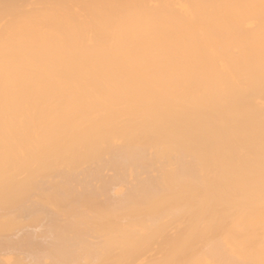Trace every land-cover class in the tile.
<instances>
[{
  "label": "bare ground",
  "instance_id": "obj_1",
  "mask_svg": "<svg viewBox=\"0 0 264 264\" xmlns=\"http://www.w3.org/2000/svg\"><path fill=\"white\" fill-rule=\"evenodd\" d=\"M43 1L0 13V264H264V0H189L179 33L126 2L119 34L80 0L62 40Z\"/></svg>",
  "mask_w": 264,
  "mask_h": 264
},
{
  "label": "rangeland",
  "instance_id": "obj_2",
  "mask_svg": "<svg viewBox=\"0 0 264 264\" xmlns=\"http://www.w3.org/2000/svg\"><path fill=\"white\" fill-rule=\"evenodd\" d=\"M5 1H6V0H5ZM5 1H4V2H5ZM7 1H8V3H10V4H8L7 2H6L7 4L3 2L4 4H6L5 6H6L7 8H5V6H3V8L0 7V8H1L0 13H1L3 10H5V9L8 10V9L10 8L11 3H13V4H12V5H13V8L15 7L13 10L21 14V12H19V11H21V10H23V9L20 8L21 10L18 11V10H17L18 8L16 9V7H20V5H22V4L25 5L24 2H26V1H27L28 3L30 2V4H31V3L33 4L34 1L36 2V0H25V1H24V0H18V1H17V0H16V1H15V0H14V1H13V0H7ZM19 1H20V3H19ZM21 1H23V3H22ZM50 1H53V0H50ZM61 1H62V0H61ZM61 1H60V0H58V1H53L54 4L57 3L56 6H58V5L60 4V5H59L60 7L58 6L57 9H56L54 6L52 7V6L49 5V7H51V10H52V8H53V9L55 8V9H54L55 12H57L56 10H58V9L62 12V13H60V11L57 12V15H58V14L61 15L60 18L57 17L58 19H61V18H63V16H65V18L62 19L61 21L64 23V24H63L64 27H63V26H62V27H63V29L65 28L64 31H65V34H66V32H71V28H70V25H71V24L69 25V23H68L70 20H69V21L65 20V19H68V18H66V15L68 14L67 16H72L73 12H75V13H74L75 15L78 14V15H80V16H81V15L83 16V14H84V13H83V10L79 9L80 6H78V4H81L82 1H83V2H85V1H84V0H81L80 3H79L80 0H76V1L74 0V2H72L73 0H71V1H70V0H64L63 2H61ZM77 1H78V2H77ZM99 1H100V3H98ZM99 1L96 0V2H95L94 0H89V1L87 0V1H86V2H87L86 4H84L83 2H82V4H81V5L83 6L84 10L86 11L85 15L91 13V10H92V9H95V8H96V10H94V11H96V13H98V15H97L96 13H94V11H92L94 15L96 14V16H95L94 18L97 17V18L95 19L96 22L94 21L95 24L97 23V24H96L97 26L94 25L93 22H92V24H93L94 26H96V29H94L93 26H92L91 29H90L88 25L90 24V26H91L92 24H91V23H88V24H87L88 19L92 18V21L94 20L92 16H87V15H86V16H85L86 19L84 18V19H85L84 21H85V23H86L87 26H88V29H85V30H86L85 32H88V34H89V32H91V30L94 31V32H96V31H97V28H98L99 26H102V28H103L102 30L106 29V31H108V29H109V31H110V28H111V27L114 28V26H115V28L118 29V30H115V31L117 32V34H119L118 32H122V31H123V30L120 31V29H119V28L122 27V24L120 23L119 19L121 20V18H123V17L126 18V19H124V20H126V21H125V24H127V20H128V19H127V16H129V15H126V14L128 13L127 11H129V10H127V9L125 8V7H126V2H128V4H130L129 6L132 7V10H133V11H135L136 7L138 6L137 4H140L139 2H136V1H138V0H134V1L132 0V1L135 2L136 4L132 3L131 0H126V1H125V0H119L120 3H118V2H119L118 0H117L118 2H117V1L114 2L115 0H111L112 2L109 1V0H99ZM106 1H107L108 3H110L111 5H109ZM143 1H144V0H143ZM143 1L140 0V2H142V3H143ZM150 1L152 2V0H149L148 3H150ZM162 1H163V0H162ZM162 1H161V2H162ZM166 1H167V3H169V4H170V1H171V2H172V6L175 5L176 8H178V9H174L175 6H173L174 8H173V7L171 8V7L169 6V7L171 8V11H170L169 7H168V6H165V5H167ZM170 1H168V0L163 1V3H164V2L166 3L165 5H164L163 3H158V4H161L160 6L163 5V6H165V7L168 8L167 11H168L169 14H167V11L165 10L166 12H164V13H165V15H167V16H166L167 19L164 18V20H166L165 22H166L167 26H168V23H167V22H169L170 24H172V26L174 25L172 28H169V30H170V29H173V30L175 29L174 31H175L176 33H179V31L177 32L178 29H176V24H179L178 26H180V23H181V22L179 23V22H177V21H182L181 19H183L186 23H188L187 25H191V26H193L192 19L194 18V11H193V10H194V5L192 6L191 3H192V1H195V0H190L191 3H190L189 0H185L184 2H183V0H182L181 3L176 2V1H180V0H170ZM174 1H175L178 5H176V4L174 3ZM186 1H187V2L189 1V2L187 3ZM0 2H1V1H0ZM40 2H41V1H40ZM43 2H44V4L41 3V4H39V5L37 4V5L40 6V7H41V5H42L41 9H42L43 7H44V8H45V7L48 8V4L45 3V2H47V1H43ZM88 2H89V3H88ZM90 2H91V3H90ZM101 2H103V3H101ZM122 2H123V3L125 2V3H124L125 5H124ZM185 2H186V3H185ZM17 3H19V4H17ZM37 3H38V1H37ZM74 3H76L75 5H77L78 7H76L75 5L73 6ZM121 3H122V4H121ZM142 3H141V4H142ZM189 3H190V5L192 6L193 10L190 8V7H191L190 5H187V4H189ZM14 4H15L16 6H15ZM30 4H29V5H30ZM49 4H51V2H50ZM97 4H98L99 6H98ZM100 4H102V5L100 6ZM131 4H132V5H131ZM146 4H147V3H146ZM150 4H151V3H150ZM153 4L156 5V4H157V1H156V2H153L152 5H153ZM182 4H183V6H181ZM192 4H194V3H192ZM0 5H1V4H0ZM7 5H8V6H7ZM18 5H19V6H18ZM26 5H27V4H26ZM29 5H28V7H30ZM35 5H36V4H35ZM35 5L32 6V7L34 8ZM44 5H45V6H44ZM52 5H53V4H52ZM95 5H97V7H96ZM143 5H145V4H143ZM143 5H139V7L142 6V8H143ZM148 5H149V4H148ZM186 5H187V6H186ZM82 6H81V7H82ZM94 6H95V8H94ZM102 6H103V7H102ZM108 6H109V7H108ZM124 6H125V7H124ZM157 6L160 7L159 5H157ZM157 6H156V7H157ZM184 6H185V8H188V9H186L187 12L190 11V15H193V16H191V20H190V16L188 15L189 12L186 13V10H185ZM189 6H190V7H189ZM36 7H37V6H36ZM36 7H35V8H36ZM100 7H101V8H100ZM105 7H106V8H105ZM110 7L113 8V10H114L115 12H114L113 10H112V11H113L114 13H116V11L118 12L119 7H121L120 12H121L122 10L125 9V11H122V12H121V13L124 15V16L121 17V18H119V16H122V14L120 15L119 12H118V13H119V14H118L119 16H118V15H114V13H113V16H114L113 18H114V19H115V17L118 16V17H117V18H119V19H118V23H117V21H116L117 18H116V20H114L113 18H112V19L110 18L112 22L110 21V19H109L108 16L111 15V14L109 15V12L111 13L112 11L110 10L109 12H107V9H112V8H110ZM114 7H115V8H114ZM116 7H117V10H115ZM123 7H124V9H123ZM131 7H130V8H131ZM181 7L184 9V10H183V9H182V10H183L186 14H185L184 12H182ZM24 8H25V6H24ZM26 8H27V6H26ZM26 8H25V9H26ZM44 8H43L42 10L40 9L41 11L44 10V11L41 12V13H40V12H39V13L37 12L38 9H36V10L33 9L34 13H35V11H36L37 14H42L43 16L40 15V17L37 18V17L39 16V15H37V17L35 18V16H36V15H35V16H34V19H33L32 17H31V18L28 17V18H27L28 21H29V18H30V19H32L33 21L35 20V22L37 21L36 19H38V21L40 20L41 23H42V22L46 23L45 20L48 19V20L50 21L51 19H49V16H50V18H51V17L53 16V14H54V16H53V20H54L55 25H54L53 23H51L52 25H49V26H52V27H50V29H49V30L52 29V30H51V33H53V34H52V39H53V38H58V39H61V40H62V38L66 39V38H65L66 36L63 37V35H64L63 32H64V31L61 30V28H62V27L60 26L61 23H60L59 25L57 24V23H59L60 21L57 22V19H56V16H57V15H56V13H54L53 11H52V13H50V12L48 13V12H47L48 10H47L46 8H45V9H46V10H45ZM61 8H62V10H61ZM103 8H104V10H103ZM144 8H146V7H144ZM152 8H155V7L152 6ZM162 8H163V7H162ZM167 8H165V9H167ZM179 8H180V9H179ZM11 9H12V8H11ZM49 9H50V8H49ZM97 9H99V10H97ZM100 9H101V10H100ZM139 9H141V8H139ZM146 9H147V8H146ZM157 9H158V8H157ZM7 10H5V11H7ZM26 10H27V9H26ZM51 10H49V11H51ZM105 10H106V11H105ZM144 10H145V9H144ZM144 10L141 9V10L138 11V7H137V9H136V11H135L134 14H136V15H138V14H142V12L140 13V11H144ZM152 10L154 11L153 13L151 12ZM155 10H156V8H155V9H151V10H150V8H149V10H145V11H146V12L150 11V12L148 13V15H150L151 13H152V15H154ZM163 10H164V8H163V9L160 8V11H161V12H162ZM180 10H181V11H180ZM9 11H10V10H9ZM11 11H12V10H11ZM28 11H29V10H28ZM45 11L49 14V16L46 14ZM63 11L66 13V15H65V13H63ZM81 11H82V12H81ZM133 11L130 10V12H133ZM169 11H170V12H169ZM172 11H173V12H172ZM16 12H15V15H16V16L19 15V14H16ZM25 12H27V11H24V13H25ZM30 12H31V11H29L28 13H30ZM146 12H144V13H145V16L143 15L144 13L142 14V16L146 17V14H147ZM157 12H158V11H156V13H157ZM8 13H9V12H8ZM8 13H7L6 18H8V16L11 17V14H13L11 20L14 19V16H15L14 13H13V12H10L9 15H8ZM34 13H31V14L33 15ZM36 13H35V14H36ZM82 13H83V14H82ZM171 13L174 14L173 18H174V17H179L180 15L178 16V14L181 13V16H180L181 18L178 19V20L176 19L177 21L174 22V21H172V14H171ZM177 13H178V14H177ZM31 14H30V15H26V17H27V16H31ZM44 14H46V15H44ZM50 14H51L52 16H51ZM93 14H91V15H93ZM116 14H117V13H116ZM128 14H129V13H128ZM157 14H159V16L162 15L160 12H158ZM170 14H171V15H170ZM0 15H1V16H0V19H3V21H4V19H5V20H9V18L6 19L5 17H2V14H0ZM94 15H93V16H94ZM106 15H108V16H106ZM136 15H135V17H136ZM165 15H164V17H165ZM169 15H170V16H169ZM185 15H186V16H185ZM3 16H5L4 13H3ZM23 16H24V15H23ZM41 16H42V17H47V16H48V17L45 19V18H42ZM130 16H133V15H130ZM130 16H129V17H130ZM159 16H157V17H159ZM183 16L185 17V19H184ZM73 17H74V16H73ZM73 17H72V18H73ZM76 17H77V16H76ZM107 17H108V19H109L108 22H107L108 19H106ZM129 17H128V18H129ZM148 17H149V16H147V19H146V20L150 21ZM155 17H156V15H155ZM157 17H156V18H157ZM168 17H170L171 19H169ZM20 18H21V17H19V20H20ZM23 18H24V17H23ZM103 18H105L106 20L103 19ZM132 18H133V17H132ZM137 18L139 19V18H140V15H138ZM162 18H163V17H161V20H162ZM15 19H16V18H15ZM24 19H26V18H24ZM70 19H71V18H70ZM73 19H74V18H73ZM77 19H78V18H77ZM79 19H82V18L80 17ZM138 19H137V20H138ZM142 19H143V18L139 19V21L142 22L143 20H145V18H144L143 20H142ZM151 19H152V18H151ZM153 19H154V18H153ZM153 19H152V20H153ZM186 19H187V21H186ZM16 20H17V19H16ZM48 20H47V22H48ZM53 20H51V21H53ZM63 20H64V21H63ZM74 20H75V22H73L72 24L75 25V23H76V19H74ZM86 20H87V22H86ZM113 20H114V21H113ZM157 20H158V19H157ZM157 20H156V22H154L155 20H154L153 22L157 24ZM168 20H171V21H168ZM174 20H175V19H174ZM13 21H15V20H13ZM51 21H50V22H51ZM78 21H80L81 23H83V21H81V20H78ZM90 21H91V20H90ZM129 21H131V18H129ZM132 21H133L134 23H133L132 25H129V24H128V27H131L134 31H136V32H135V34H136L137 31L140 29V28H138V27H139V26H138V23H139V22L137 23L136 18L133 19ZM132 21H131V22H132ZM158 21H159V20H158ZM4 22H5V21H4ZM4 22H3V23H4ZM6 22H7V21H6ZM6 22H5V23H6ZM56 22H57V23H56ZM109 22H111V23H109ZM122 22H124V21L122 20ZM145 22H146V21H144V24H145ZM165 22H164V23H165ZM0 23H2V20H1ZM7 23H8V22H7ZM15 23L18 24V21H17V22L15 21ZM22 23H23V22L20 23V21H19V26H20V24H22ZM24 23H25V22H24ZM30 23H31V20H30ZM32 23L35 24L34 22H32ZM112 23H113V24H112ZM142 23H143V22H142ZM147 23H148V22H146V24H147ZM149 23H150V22H149ZM17 24H15V25H17ZM46 24H47V23H46ZM48 24H49V23H48ZM78 24H80V23L78 22ZM78 24L75 25V28L78 26ZM98 24H100V25L98 26ZM111 24H112L113 26H112ZM150 24L152 25V21H151ZM156 24H155V26H156ZM158 24H160V21H159ZM2 25H3V24H2ZM11 25H12V26H15V25H13V23H11ZM11 25L6 24L5 27L7 26V28H8V27H11ZM23 25H24V24H23ZM26 25H27V23H26ZM38 25H39V24H37V26H38ZM44 25H45V24H44ZM119 25H120L121 27H120ZM123 25H124V24H123ZM164 25H165V24H164ZM164 25H163V22H162V26H164ZM183 25H185V24H182V26H183ZM187 25H186V27H188ZM17 26H18V25H17ZM19 26H18V27H19ZM33 26H34V29H35L36 26H35V25H33ZM49 26H48V28H49ZM58 26H59L60 28H59ZM85 26H86V25H85ZM125 26H126V28H127V25H125ZM141 26H142V25H140V27H141ZM160 26H161V24L158 25V30L161 32L163 27L161 28ZM26 27H27V26H26ZM41 27H42L41 30L38 29L40 33L42 32V29L44 30V33H41V39H40V36H38V37L35 36V37H33V38H34L35 40L40 39V40L45 41V38L48 37V32H45V29L47 28V26H46V28H44L43 26H41ZM83 27H84V26H83ZM150 27H151V26H150ZM150 27H148V25H147V26H146V25H143V27H142L143 32H147L148 30L150 31ZM156 27H157V26H156ZM165 27H166V26H165ZM0 28H1V27H0ZM2 28H4V26H2ZM13 28H14V27H13ZM29 28H30V26H29ZM38 28H39V27H38ZM72 28H73V26H72ZM75 28H74V29H75ZM152 28H153V26H152ZM152 28H151V30H153ZM166 28H167V27H166ZM181 28H182V27H181ZM181 28H179V29H181ZM10 29H11V28H10ZM14 29L17 30V27L14 28ZM18 29H19V28H18ZM21 29H22V27H21ZM32 29H33V28H32ZM74 29H73V31H74ZM79 29H83V28L80 26ZM99 29H100V28H99ZM124 29H125V28H124ZM147 29H148V30H147ZM4 30H5V29H4ZM23 30H24V29H23ZM100 30H101V29H100ZM112 30H113V29H112ZM126 30H127V29H126ZM130 30H131V29H130ZM156 30H157V29H156ZM156 30H154V31H156ZM167 30H168V29H167ZM182 30H184V28H183ZM189 30H190V26L188 27V31H189ZM7 31H8V30H7ZM13 31H15V30H13ZM35 31H36V30H34V33H33V34L37 33V32H35ZM47 31H48V29H47ZM77 31H78V28H77ZM124 31H125V30H124ZM134 31H133V32H134ZM164 31H165V29H164ZM164 31H163V32H164ZM170 31H172V30H170ZM174 31H173V33H174ZM185 31H186V30H185ZM0 32H1V29H0ZM4 32H5V31H4ZM4 32H3V33H4ZM10 32H11V33H10ZM28 32H29V31H28ZM79 32H80V31H79ZM97 32H100V31H97ZM101 32H102V31H101ZM116 32H115V33H116ZM129 32H131V31H129ZM141 32H142V31H141ZM152 32H153V31H152ZM1 33H2V32H1ZM5 33H6V32H5ZM8 33H10V34H8L9 36H12V34H13V36H14V35L16 36V34L12 33V31H9ZM75 33H76V32H75ZM80 33H81V32H80ZM111 33H113V31H112ZM131 33H132V32H131ZM139 33H140V32H139ZM156 33H157V32H156ZM37 34L39 35V33H37ZM37 34H36V35H37ZM73 34H74V32H73V33H69V34H67V36L70 35V36L73 37ZM81 34H82V33H81ZM122 34H123V33H122ZM133 34H134V33H133ZM137 34H138V33H137ZM161 34H162V32H161ZM165 34H167V36H168V32H165ZM6 35H7V34H6ZM6 35H5V36H6ZM49 35H50V34H49ZM74 35H75V34H74ZM86 35H87V34H86ZM86 35L84 34V36H86ZM163 35H164V34H163ZM170 35H171V34H170ZM172 35H173V34H172ZM15 36H14V38H15ZM17 36H19V34H18ZM21 36H22V35H21ZM53 36H54V37H53ZM164 36H165V35H164ZM167 36H166V37H167ZM175 36H176V35H175ZM72 37H71V39H72ZM75 37H76V36H75ZM75 37H73V39H74ZM16 38H17V37H16ZM67 38H68V37H67ZM69 38H70V37H69ZM80 38H82V37H79V36L77 35V37H76L75 39H80ZM49 39H50V38H49ZM46 40H47V38H46ZM38 42H39V41H38ZM46 42H47V41H46ZM46 42H45V43H46ZM50 43H51V42H50ZM58 43L61 44L62 42H58ZM40 44H41V41H40L37 45H39V46H43V44H42V45H40ZM51 44H52V43H51ZM53 44H54V43H53ZM55 44H56V43H55ZM64 44H67V43H64ZM45 45H46V44H45ZM48 45H49V43H48ZM58 45H59V44H58ZM62 45H63V44H62Z\"/></svg>",
  "mask_w": 264,
  "mask_h": 264
}]
</instances>
